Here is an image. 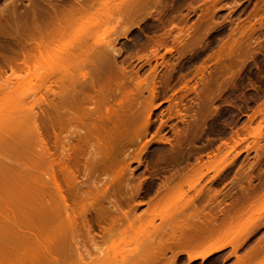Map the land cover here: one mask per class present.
I'll return each instance as SVG.
<instances>
[{
  "label": "rangeland",
  "instance_id": "rangeland-1",
  "mask_svg": "<svg viewBox=\"0 0 264 264\" xmlns=\"http://www.w3.org/2000/svg\"><path fill=\"white\" fill-rule=\"evenodd\" d=\"M82 1L83 4L86 2ZM115 1H118L115 5L113 0V5L110 0L105 1L106 5L113 6L109 7L112 12H100L86 19L80 15L68 16L70 7L77 6L74 0H0V114L5 113L12 97L33 98L42 94L47 99L41 104V110L36 108L37 129L45 147H36L33 142L32 149L29 147L32 153L25 147L22 150L28 151L26 154L22 150L19 152L21 157L23 153L25 156H17L21 161L37 163L32 164L36 167L27 165L29 170L25 171L33 170L32 176L39 175L47 193L54 189L52 176L59 180L57 182L64 191L67 190L70 183L64 181L69 177L67 168L76 179L71 187L76 188L77 201L67 203L68 212L73 208L76 211V238L70 228L66 230L74 238L68 239L76 241L75 245L70 241L74 247L69 244V248L66 245L68 239L64 238L66 249L62 247L59 254L67 249L72 254L69 253L67 259V252L65 257L59 255L64 263H59L57 255V264H81L82 259L87 264H120L123 259H135L140 252L144 253L140 257L143 259L146 247L148 255V250H152L148 246H157L160 238L167 239L161 231L168 232L171 229L168 225L177 220L185 232L189 229V232L217 233L213 234V241L207 247L217 241L215 237L229 236L228 239L225 237L227 240L219 238L216 243L221 244L220 241H232L236 233L250 229L253 236L239 249L241 256L264 235V175L260 177L259 181L263 182L260 185L257 181L251 182L254 189L247 199L241 198L224 208L221 203H214L225 190L214 189V181L221 179L220 175L216 176V169L239 170L248 157L255 154L251 146L256 139L251 134H256L255 129L260 133L257 126L264 120V116L257 113L264 108V0H161L160 4H156V0ZM30 3L35 9L43 10L52 4L60 12L49 21L37 16L35 23L30 16L32 13H26ZM135 5L141 6L135 8ZM31 25L36 26L39 30L35 31L39 33L34 32ZM122 28L128 30L125 37L121 35ZM31 35L33 38L42 36L47 54L42 52L38 71L29 76L22 70L21 53L22 46L32 43ZM110 42L115 43L114 49L120 54L105 52L111 56V64L95 77L94 66L97 70L99 53L103 54L104 45ZM9 68L14 70L11 72ZM62 74L66 80L60 82L59 75L63 77ZM54 79L67 88L65 96L72 89L76 90L70 94L80 101L74 119L61 114L62 110H55L51 105L53 95L45 94L50 80ZM6 82L7 89L4 88ZM153 87L154 96L151 95ZM56 111L63 116L57 117ZM72 113L74 111H69ZM250 116H255L252 122ZM72 120L78 123L73 124ZM79 120L82 126L77 125ZM195 121L197 127H194ZM263 131L264 125L261 126V138L264 139ZM180 133L185 137H181L180 146L174 145ZM236 134L251 140H243L234 146L233 141H238ZM167 141L170 145L165 144ZM71 146L83 149L77 170L73 169L75 166L71 168L72 164L64 157V152L70 151ZM213 146H216L215 150ZM235 152L239 153L237 157H234ZM139 153H142L141 164L136 162ZM89 159L97 162L90 166L91 172L87 176ZM121 167H128L132 176L124 174L121 177L123 184L115 189L110 199L100 197L102 187L113 180ZM260 167L264 169V163ZM59 171L67 178L59 175ZM139 181H142L140 192L134 195L132 192ZM163 183L168 184V189ZM246 183L237 181L235 173L233 188L238 184L247 186ZM192 185L194 188L189 189ZM207 187L216 191L215 197L208 202L204 201V195L201 198ZM97 192L101 217L86 215L89 226L85 228L79 212L83 204L87 209L89 197ZM109 192L111 186L107 187ZM188 199H192L194 205L185 206ZM117 203L125 216L118 211L112 212L113 208H118ZM7 205L3 207H9ZM225 211L227 216H215V213ZM151 219L154 227L148 223ZM250 221L254 223L251 225ZM107 231L112 234L106 236ZM31 250L35 254L36 250ZM230 252L231 248L226 247L204 263H188L186 255L181 254L178 264H217L218 259L225 258ZM170 256L167 253L166 259ZM147 257L150 260V255ZM27 260L29 258L23 262ZM234 262L235 258L231 257L225 264ZM247 264H264V253Z\"/></svg>",
  "mask_w": 264,
  "mask_h": 264
},
{
  "label": "bare ground",
  "instance_id": "bare-ground-1",
  "mask_svg": "<svg viewBox=\"0 0 264 264\" xmlns=\"http://www.w3.org/2000/svg\"><path fill=\"white\" fill-rule=\"evenodd\" d=\"M28 1H30V0H28ZM74 1H75L77 6L76 7H72V6L70 7V10L68 12V16L80 15V17L82 16V17H85L86 19H88L91 16H94L95 14L99 15L100 12L105 13V14L109 11L112 12L110 9L113 6L111 7V6H109V3H107V5L105 3V1H108V0H86V2L84 0V2H85L84 4H83L82 0H74ZM81 1H82V3H81ZM135 1L137 3V1H140V0H135ZM117 2L116 1L114 2V0H113L114 5H115V3L117 4ZM122 2L123 1L121 0V3ZM155 2H156V4H160L161 0H156ZM110 3H111V5H113L111 0H110ZM118 5H120V3ZM34 6L35 5L30 3V9L31 10L28 9L26 11V13L27 14H30V12L32 13V15L30 14V16H33L32 20L35 23H37V20H38L37 16L44 18L46 21L47 20L49 21V20H54L53 18H56L57 13L60 12L56 8V6L52 5V4H48L49 9L44 8V10H43L41 8L42 11H38L41 9L37 8L38 9L37 10V9H35ZM138 6L140 7L141 5H137V7ZM109 7H111V8L109 9ZM116 7H119V6H116ZM134 7L137 8L136 5ZM134 7H133V10H137V9H134ZM142 7H144V6H142ZM127 9H129V8H127ZM115 10H116V8H115ZM138 10H140V9H138ZM122 11H124V10H122ZM133 12H129V14L133 13ZM91 13H93V14H91ZM32 22H31V24H32ZM24 25H25V23H24ZM25 26L28 27L29 25L26 24ZM33 26H34V24H33ZM33 26L31 25L33 31L37 32L39 29L37 30V27L35 26L33 28ZM27 27H25L24 29H27ZM35 29L37 31H35ZM7 30H9V29L7 28ZM120 30L124 31V28H122ZM37 33H39V32H37ZM121 33H122L121 35L125 37L126 34L128 33V30H125L124 32H121ZM79 35L80 34H78V37H79ZM32 36L33 35H31V37ZM39 37L41 38L42 36H39ZM40 38H33V39H31V41H32L31 44H28V45L26 44V45L22 46L23 52H24V50H26V52L21 53V57H22L21 58L22 59L21 64L23 67V69H22V67H21V69L24 70V72H26V73L28 72L27 75H29V76L33 75L34 73H36L38 71V69H39L38 66H39L40 60L43 58V55H41L42 52L45 56L47 54V53L45 54L46 50L44 52V49L46 48L45 41L42 40L43 38H41V39ZM96 40H97V38H96ZM97 41H99V40H97ZM111 42L104 45V48H105L104 53H103L104 55L99 53L100 57L98 60V66L96 65L97 70H96V67L94 66L95 72H96L95 77L101 73V70L104 67L107 69V67H109L111 64V56L105 52L112 53V54L114 53L115 55L120 54L119 50L116 51L114 49L115 43L112 44L113 42L112 43ZM168 53L170 54L171 51L168 50ZM99 55H96V58H98ZM101 55H103V56H101ZM95 62H96L95 64H97V61H95ZM12 67H14V66H12ZM11 68H9V69H11ZM18 68H19V66H18ZM14 69H16V68L14 67ZM14 69H11V72ZM0 76H1V70H0ZM62 76H63V74H62ZM63 77H65V76H63ZM63 77H60V75H59V81L60 82L64 81V79L66 80V77L65 78H63ZM59 81H57L56 79L50 80L49 87H48L47 91L45 92V94L46 95H49V94L53 95V97H54L53 101L54 102L51 105L55 107V110H57V111L62 110L61 114L65 113L64 116H68V118L74 119L73 117L76 114L75 111L78 108L80 109V106H79L80 101H77V98L75 97L74 94L72 96L70 94H72V92H76V90L72 89V92H68L69 94H67V96H65L64 92L67 90V88L64 89L65 87L63 88L62 84ZM4 88H6V89L8 88L7 82H6V85H4ZM54 89H56L58 91H55ZM65 94H66V92H65ZM154 94H155V88L153 87L151 89V95L154 96ZM64 96L66 97L67 100L64 99ZM68 96H70V97L68 98ZM46 101H47V99L44 98L42 96V94H36L35 96H33V98H30L28 96L12 97L8 101L7 109L5 108L6 110H4L5 113L2 115L0 114V200H1L0 201V208L3 207L4 205L6 206L7 204H8L7 206H9L7 208L6 207L1 208L4 212L0 211L3 213V214L0 213V264H15L14 262H17V261L18 262L16 264H57L59 259L61 261L59 263H62V262L64 263V259L61 260L62 258H59V257L60 256L65 257V254L68 253L66 255V259H67L68 256L70 257L69 253L72 252V251H70V252L67 251V250H69V249H67V250H64L65 252L63 251L64 253H62V254H64V256L62 254L61 255L59 254L62 247L63 248L66 247L63 245V242L66 241V240L64 241V238L65 239H68L70 237L73 238L72 234H74V237L76 238L75 230L78 229L76 211L74 210V208L70 209L71 210L70 212L67 211L69 208V206L67 204L68 201L71 200L73 203H76V201H77V195L75 193L76 188L71 187L72 184L76 182L75 175L73 174V172L69 168H67L66 174L70 177V179H69L70 181H69V180H67L69 177L67 178L66 174H62L61 171H59V173H60L59 175L64 176L65 179L67 178L64 181L70 182L67 185L68 188L66 191H64L61 188L60 184L57 182L59 180L56 179L55 176H52L54 189L51 193H47L45 190L44 183H43V181H41V178L39 177V175L38 176L37 175L32 176L33 174H35V173L32 174L31 171H33V170L30 171V173L32 175L29 173V171H25L27 169L29 170V167H27V165L29 166V164H30L32 166V164L34 162H32L31 160H28L27 162L25 160L24 161L19 160L25 156L24 155L25 152H28V151L24 152L23 150L26 148H29V147H31V149H32V147H33V146H31L32 144L34 145V143H35V146L40 147V148L45 147V144H44L43 140L41 139V136L39 135L38 129H37L38 117H37V113H36V108H37V110H41V108H42L41 104L46 103ZM48 105H50V104L48 103ZM73 106H74V108H73ZM52 109L54 110L53 107H52ZM63 110H65V112ZM71 110L74 111V113L69 114V111H71ZM57 111L54 113H57ZM1 113H3V112H1ZM257 113H260L262 116H264V108L259 110ZM61 114H59V112H58L57 113L58 116L56 114L55 115L57 117L63 116ZM253 117L255 118V116H250V122H252V120L254 119ZM77 120L76 121L72 120V123L73 124H74V122L78 123ZM79 121L81 123V120H79ZM196 121L194 122L195 123L194 127L195 126L197 127ZM69 122H71V119H69ZM147 122H149V120ZM80 123L77 125L82 126L83 123H81V124ZM263 123H264V120H262V122L259 123V125L257 126V129H258V127L260 128V130H259L260 133H257L258 131H256V129L254 128L255 132H256V134H255L253 132L254 129L253 128H252L253 130L251 129V131L255 134L254 135L252 133L251 135L253 136L254 139H256L255 142L252 141L253 142L252 143L253 146H251L252 148L250 147L253 151L255 150L254 161L250 162V163L248 162V165H247V163L242 164V167L239 170L237 169L238 171L236 172L237 181H247L248 182V183H246L247 186L246 185L244 186L242 184H238V185L236 184L238 186L236 189L237 190L236 192L234 189H231L229 187L231 190H233L232 191L233 193L231 192L230 196L231 195H234V196L238 195V196H244V198L250 196V194H251L250 192L252 190L251 182L255 178L259 180V178L262 175H264V171L261 170V167H260L261 164L264 163V144L263 143L261 144V141L264 142V139L261 138V126L264 125ZM75 126H76V124H75ZM84 126H85V124H84ZM147 126H148V124H147ZM147 126H145V127L147 128ZM146 128H145V132H146ZM244 128H245V126H244ZM249 129L250 128H248V130ZM248 133H249V131H248ZM76 134H75V136H77ZM183 134L184 133H182L181 135H179L177 137V139L175 141L176 143H174V145L176 144V145L180 146V144L182 142L181 137L184 136ZM251 135L249 134L250 137H251ZM238 136L236 134L238 141H235V140L233 141L234 146H237V144H239L243 140L247 139V138L246 139L245 138H239ZM78 137L81 138L80 136H78ZM248 139H250V138L248 137ZM7 140L9 142H7ZM244 143H245V141H244ZM165 144L170 145V142L167 141V142H165ZM172 145H173V143H172ZM226 145H228V143L227 144L225 143V146ZM71 148H72V146H71ZM232 148L233 147H230L229 150H232ZM31 149H30V153L33 152ZM249 149H248V151H249ZM21 150L24 152L23 153L24 156L22 155V157H21V153H22ZM19 152H21V153H19ZM82 153H83V149H80V148H72V149H70V151L64 152V154H65L64 157L67 158L68 163L72 164V165H70L71 168H73V166H75V168H73V169L77 168V166L79 165L80 157H81ZM238 154H239L238 152H235L234 157H237ZM17 155L20 156L21 158H19ZM141 156H142V153H139L137 155L136 162L138 164L142 163ZM181 156H182V153H181ZM20 162H22V163H20ZM94 162H97V160L89 159L87 161V164H86L87 176L90 175L89 172H91V170H89V168H90V166L95 164ZM98 162H100V161H98ZM34 164H37V163H34ZM231 164L232 163H229V165H231ZM36 166L37 165H33L32 167H36ZM23 167H25V168H23ZM124 170H126V172ZM215 172H216V176L220 175L219 178L221 177V179L224 178L227 174V171H225L224 168H218L215 170ZM254 172L257 173V175ZM124 174H128L131 177L132 171L128 167H127V169L126 168L124 169V167H121L119 170H117V172L112 177L113 180L110 181L108 183V185L102 187V189L100 190L99 196L104 197V198L107 196L108 197L107 199H110L109 197H111L114 194L115 189H118L121 186V184H123L121 177ZM254 174L256 176L255 178H253ZM61 178L64 179L63 177H61ZM141 182L142 181H139L138 186L134 189L132 194H134V195L139 194L140 184H142ZM162 185L166 187V185H168V184L163 183ZM108 186H111V192H109V193H107V187ZM176 187H178V186H176ZM188 187H189V189L194 188L193 185L188 186ZM69 188H71V189H69ZM166 188L168 189V186ZM208 188L209 187H207L205 194H204L205 191L202 193V195H201L202 199H203V197L204 198H206V197L212 198L214 196V193H216V191L212 192L210 190L211 188H209V190H208ZM66 192H67V195H65ZM219 193H221V192H219ZM183 194H185V193H182V195ZM226 195H227V193H226ZM100 197H98V192L95 195H91L89 197L88 203L86 204L87 209L84 207L85 204H83L81 206V210L79 212V217L82 215L84 221L86 219V215H88V214L90 216L92 214H95L96 217H101V214H100L101 207L99 208V206H98V204L100 203V201H98V198H100ZM204 201L208 202V199H205ZM186 202H188L187 204H185V206L188 205L187 207H189L190 205L191 206L194 205V201L192 199L191 200L188 199V201H186ZM3 203H5V204H3ZM78 204H77V206H78ZM117 207L118 208H113L114 210H112V212L118 211L123 216H125V212H123V210L121 209V207L118 203H117ZM61 213H63V214H61ZM160 219L164 220L163 218H160ZM162 220H160V221H162ZM153 222H154L153 219H151L148 222L151 224L150 225L151 227H154L152 225ZM250 222H249V224H251V225L254 223V221H253V223L252 222L250 223ZM88 226L89 225L85 221L83 224V227L87 228ZM68 228H70L69 229L70 233L72 231V234H70V236L68 235L69 231L68 232L66 231ZM168 228L169 229L171 228L169 230L170 232L169 231L168 232H166V231L162 232L161 231L162 236H164V235L168 236L167 239L164 240L163 238H160L159 239L160 241L157 244V246H154V244L149 245L148 247L152 250H150V251L148 250V252H150L148 255H147V247H146V249L144 250L146 255L143 256L144 257L143 259H141L140 257L144 253L142 254V252H140V254H141V255L139 254L140 256L138 255L137 257H135V259L133 257L132 260L131 259L130 260L129 259H127V260L123 259L122 261H120V264H138V263L140 264V262H143V261H144V263L146 262L145 264H147L148 262H149V264H178V259H179L178 257L181 254L186 255L188 263H193L196 261H200V262L204 263L207 260H209L213 255L221 252L226 247L231 248V252L226 257V260L228 258L234 257L235 258L234 264H244V263L247 264L248 261L254 260L264 253V235H263L258 239L257 243L254 246L250 247L248 250H246V252L243 255L239 256V254H238L239 249H241L243 244L251 236H253V232L250 231V229H247L245 231H240V232H238L239 234L236 233L235 234L236 238L234 236L231 238L232 241H230V239H229L228 242H226V240L228 239L227 237H229V236L223 235L221 237H218V239H216V237H215L214 239L217 241L219 240V238H222V237H224V238L226 237L227 239L225 238L226 240L220 241V242H222L221 244L216 243L217 241H215L214 243H212L214 245L210 244L209 245L210 247L209 246L207 247L206 245L210 241H213V234H217V233L203 232V231L189 232L190 231L189 229H188V231L185 229L186 230V232H185L183 230L184 229L183 226H182V228H181V226H179L178 220H177V222L175 221V222L171 223V225H168ZM176 229L178 231H173ZM25 232H26V234H25ZM66 232H67V234L65 235ZM111 232L112 231H107L106 236H110L112 234ZM22 235H24V236H22ZM31 235L33 236L32 238H35V239H32L30 237ZM67 235H68V237L66 238ZM224 238H222V239H224ZM73 239H70V240L68 239L67 240L68 244L66 243V245L68 246L69 244L71 245L72 243L75 245L74 241H76V240H73ZM70 241L72 243H69ZM31 243L36 246L35 247L36 249L34 248V245H32V247H31ZM36 243H38V244L36 245ZM73 244H72V246H73ZM70 245L68 246L69 248L71 247ZM38 246H40V248ZM151 246H153L154 248L153 247L151 248ZM31 248L33 250H36V252H35L36 255L37 254L39 256L42 255V256H40L41 258H39V256H36L35 254H33V251L31 250ZM64 249H66V248H64ZM176 250L177 251L179 250V251L177 252ZM167 253H169L171 256L166 259ZM149 255H150V257H149L150 260L147 257ZM12 257H15V258L13 259ZM34 257L36 258V260L40 259V261L31 260V259H35ZM79 257L80 256H77V258H79ZM23 258L24 259L29 258V260H27L28 262L27 261L23 262V260H24ZM139 258L143 261H141ZM144 259H148L147 260L148 262ZM20 260H22L21 263H19ZM226 260L224 261L223 264H225ZM79 261H81V258L79 259ZM86 261H87V259H86ZM87 263L88 262H84L82 259L81 264H87ZM89 264H91V263H89Z\"/></svg>",
  "mask_w": 264,
  "mask_h": 264
},
{
  "label": "flooded vegetation",
  "instance_id": "flooded-vegetation-1",
  "mask_svg": "<svg viewBox=\"0 0 264 264\" xmlns=\"http://www.w3.org/2000/svg\"><path fill=\"white\" fill-rule=\"evenodd\" d=\"M216 149V146H213V150H215ZM254 155L253 156H250V157H248V161H247V163L249 162H253L254 161ZM245 158H243V160H244ZM250 160V161H249ZM263 164V163H262ZM261 164V165H262ZM261 170H263L264 171V169H261ZM237 172V168L236 169H230V170H228L227 171V174H226V176L224 177V178H222V179H218V180H216V181H214V185H215V187H214V189H216V190H223V189H225L224 191H223V193H221L222 195H219L216 199H215V204L216 203H221L222 205H221V208H224V207H226V206H231V204L234 202V201H237V200H240L241 198H243V199H245L244 198V196H234V195H231L230 196V193L233 191V190H231V189H234L235 190V192L237 191L236 189L237 188H233V186H232V184H233V180H234V178H235V173ZM256 175H257V173H255ZM255 174H254V177L253 178H255L256 176H255ZM259 180H260V178H259ZM258 179H254L253 181H257L256 182V184H258V185H260L261 183H263L262 181H259ZM231 189H230V188ZM252 189H254V187H252ZM229 192V193H228ZM226 193H227V195H226ZM233 193V192H232ZM211 197H209V198H204V199H210ZM246 198H248V197H246ZM227 214H228V212H224V213H215V216L217 217V218H223L224 216H227ZM264 234V233H263ZM227 257V256H226ZM226 257L225 258H220V259H218L217 260V264H223L224 263V261H225V259H226Z\"/></svg>",
  "mask_w": 264,
  "mask_h": 264
}]
</instances>
